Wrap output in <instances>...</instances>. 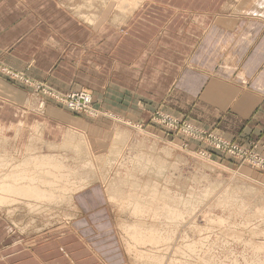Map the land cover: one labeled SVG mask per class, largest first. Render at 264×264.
I'll list each match as a JSON object with an SVG mask.
<instances>
[{
	"label": "crops",
	"instance_id": "0c3cea01",
	"mask_svg": "<svg viewBox=\"0 0 264 264\" xmlns=\"http://www.w3.org/2000/svg\"><path fill=\"white\" fill-rule=\"evenodd\" d=\"M108 1L0 0V65L59 92L86 88L103 112L77 115L0 73V118L18 122L12 150L105 148L126 123L185 144L152 123L159 109L264 154V0H125L106 15ZM71 209L35 239L0 216V264H128L103 183Z\"/></svg>",
	"mask_w": 264,
	"mask_h": 264
},
{
	"label": "rangeland",
	"instance_id": "374dc122",
	"mask_svg": "<svg viewBox=\"0 0 264 264\" xmlns=\"http://www.w3.org/2000/svg\"><path fill=\"white\" fill-rule=\"evenodd\" d=\"M112 3L121 11L126 2L108 1L106 15ZM16 123L0 118V182L8 172L23 169L25 158L51 155L59 156L73 171L74 182L67 183L68 189L82 184V179L103 183L128 264H264V175L257 172L264 169L216 151L208 137L201 140L182 133L205 144L196 149L186 144L187 139L178 144L175 138L163 139L158 132L153 136L144 126L126 123L105 148L81 142L75 150L61 145L36 149L34 154L29 146L16 153L8 140ZM54 188L56 196L67 192ZM49 196L34 199L0 187V216L34 239L48 232L53 235L70 221L72 209L65 198L56 202ZM163 200H172L177 209L173 217L159 209Z\"/></svg>",
	"mask_w": 264,
	"mask_h": 264
},
{
	"label": "built area",
	"instance_id": "2783aa9c",
	"mask_svg": "<svg viewBox=\"0 0 264 264\" xmlns=\"http://www.w3.org/2000/svg\"><path fill=\"white\" fill-rule=\"evenodd\" d=\"M0 72H4L13 79H17L20 82L36 87L37 91L41 92L44 96H47L55 102L63 105L74 113L84 114L92 118H97L103 114V112L95 107L94 96L92 92L86 88L63 93L43 84H35L24 75L18 72H13L1 65ZM152 123L164 126L171 131L173 130L189 134L191 137H197L201 140L208 137V140H210L209 144L214 147L216 151H227L229 154L234 155L237 158H241L257 168L264 169V154L257 150V146L247 148L237 142L227 140L214 133L198 128L182 119L166 114L161 110L153 113Z\"/></svg>",
	"mask_w": 264,
	"mask_h": 264
},
{
	"label": "bare ground",
	"instance_id": "6f19581e",
	"mask_svg": "<svg viewBox=\"0 0 264 264\" xmlns=\"http://www.w3.org/2000/svg\"><path fill=\"white\" fill-rule=\"evenodd\" d=\"M89 20L93 22V19H89ZM24 161L25 162L23 161L21 162L23 163L21 165L23 169L19 168V170H12L10 173L8 172L7 173L8 178L3 179L0 182V187L9 189V191H13L15 193L22 194L24 196H28L34 199L41 198L42 200L43 197L46 200L48 194V195H52V197L51 196L49 197H51V200L54 198V201L56 202L59 201L61 198L62 200L63 198H65L64 200H67L68 202L72 203L73 196H75L76 193L80 192L85 187L89 186L90 183H92V182H85L82 179V184L79 183L78 186H74L75 188L71 187L68 189L67 183L69 182L73 183L74 181H72V178L75 176L73 171H71L66 164L62 163L63 161L60 159L59 156L43 155L37 158L35 157L34 159L33 158L31 159L30 156L28 158H25ZM81 176L82 178H84L83 174ZM15 184L18 186H15ZM57 186L60 187L59 189L60 193L61 191L62 192L67 191V192H65L64 195L62 193L60 195L57 194L56 196L57 191L54 187L57 188ZM62 186H64L63 189L61 188ZM137 200L135 201V203H137L136 205L139 204ZM161 203L163 206H160L159 209L162 212H165L167 215L173 217L177 209L173 206L172 200L171 201L163 200V202ZM132 234L133 236L138 238L136 230H134ZM155 240H156V236L149 238L150 242H155Z\"/></svg>",
	"mask_w": 264,
	"mask_h": 264
}]
</instances>
